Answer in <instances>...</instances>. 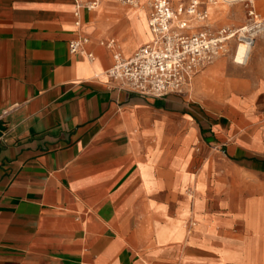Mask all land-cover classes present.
Listing matches in <instances>:
<instances>
[{"label": "crops", "instance_id": "0c3cea01", "mask_svg": "<svg viewBox=\"0 0 264 264\" xmlns=\"http://www.w3.org/2000/svg\"><path fill=\"white\" fill-rule=\"evenodd\" d=\"M109 3L0 0V264H264V83L218 61L182 95L116 87L107 43L152 34Z\"/></svg>", "mask_w": 264, "mask_h": 264}, {"label": "built area", "instance_id": "2783aa9c", "mask_svg": "<svg viewBox=\"0 0 264 264\" xmlns=\"http://www.w3.org/2000/svg\"><path fill=\"white\" fill-rule=\"evenodd\" d=\"M73 1L79 17L82 10H97L105 0ZM116 1L125 6L135 3V0ZM208 2L214 4V0ZM147 4L151 41L128 57L114 49V65L106 76L118 88L156 99L182 95L202 70L226 52L231 39L238 43L247 40L254 45L256 25L213 32L209 11L202 0H148ZM250 16L256 18L254 10ZM80 24L78 20L77 25ZM87 43L85 37L70 41V52L93 61L95 56L86 49Z\"/></svg>", "mask_w": 264, "mask_h": 264}, {"label": "rangeland", "instance_id": "374dc122", "mask_svg": "<svg viewBox=\"0 0 264 264\" xmlns=\"http://www.w3.org/2000/svg\"><path fill=\"white\" fill-rule=\"evenodd\" d=\"M113 1V3H109L107 5H111L114 7H121V9H135L133 7L125 6L116 0H110ZM140 1V0H138ZM146 1V0H145ZM232 1V0H231ZM206 4L209 8V23H210V29L213 32H219L222 29H232L237 30L244 26H257L256 30L257 33L254 35L256 44L261 48V54L259 53V50L256 51V55L253 56V60L260 54V57H263L262 62L258 66V69L256 71L252 69H246L247 67H252V62H249L245 66L238 65L234 63L233 57L236 47L238 46V42L236 39H231L226 47V52L220 55L214 62L216 64L218 61H223L228 64L231 68L238 71L241 75L247 76L244 78V80L247 81V83L251 84L254 82L258 83H264V0H241L236 2H228V0H214L213 3H209L208 0H206ZM106 5V6H107ZM105 6V7H106ZM104 7V8H105ZM147 11L149 13L148 4L146 5ZM103 8V9H104ZM102 9V10H103ZM254 10L256 18L253 16H250V11ZM101 11V10H100ZM96 12H99L96 10ZM95 12V13H96ZM113 40L112 38L109 39ZM116 40V39H115ZM107 41V42H109ZM118 41V40H116ZM108 44V43H107ZM258 47V48H259ZM135 49V48H133ZM221 71H223V75H227L232 69H229L225 64H222ZM219 70V69H218ZM232 70V71H235ZM256 73V74H255ZM204 75L207 74V72L203 73ZM251 74H255L254 77L258 79H251ZM217 77V75H216ZM215 77V78H216ZM244 77V76H239ZM232 85H227V92L225 95L224 101L231 104V109L234 108L235 110H238V103L239 98L235 96L234 89ZM190 93V92H189ZM262 96V100L264 99V95ZM253 109V108H251ZM244 111H249L248 109H243ZM251 114V113H249ZM240 117L242 115H245L242 111L238 114ZM252 115V114H251ZM210 151L214 152V149L210 148ZM250 230L257 231L259 233V237L262 235V232L264 229H262V226L258 222H251L250 224ZM219 258L222 260V257L219 256Z\"/></svg>", "mask_w": 264, "mask_h": 264}, {"label": "bare ground", "instance_id": "6f19581e", "mask_svg": "<svg viewBox=\"0 0 264 264\" xmlns=\"http://www.w3.org/2000/svg\"><path fill=\"white\" fill-rule=\"evenodd\" d=\"M108 1L110 0L103 1V3L99 6V8L102 7ZM147 1L148 0L146 1L145 0H140V1L135 0L134 5L128 6V7H136L138 5V7L141 8L147 5ZM236 1H241V0H232L230 2H236ZM148 26H149V23H148ZM108 46L114 49L117 48V44L114 40L110 41L108 43ZM257 50L260 51L255 41H254V45H250L247 40H245L243 43H239L234 52V57H233L234 63L241 65V66L247 65L249 62H252L253 56L256 55L255 53ZM260 54H261V51H260ZM260 54L258 58L260 57Z\"/></svg>", "mask_w": 264, "mask_h": 264}]
</instances>
